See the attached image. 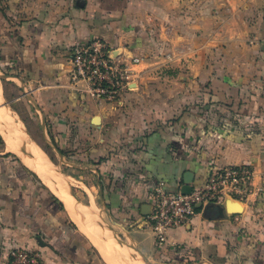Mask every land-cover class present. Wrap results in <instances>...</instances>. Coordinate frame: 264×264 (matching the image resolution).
<instances>
[{
  "label": "crops",
  "instance_id": "crops-1",
  "mask_svg": "<svg viewBox=\"0 0 264 264\" xmlns=\"http://www.w3.org/2000/svg\"><path fill=\"white\" fill-rule=\"evenodd\" d=\"M93 36L121 57L141 58L117 103L70 82L71 47ZM6 70L33 91V129L76 171L53 161L2 86L0 108L94 191L82 179L93 174L101 205L150 264H264V0H0ZM244 163L255 167L254 192L230 201L239 212L210 204L156 244L141 210L159 182L168 191L197 187L215 165ZM33 169L0 132V264L14 245L39 250L44 264H100L64 200Z\"/></svg>",
  "mask_w": 264,
  "mask_h": 264
},
{
  "label": "built area",
  "instance_id": "built-area-1",
  "mask_svg": "<svg viewBox=\"0 0 264 264\" xmlns=\"http://www.w3.org/2000/svg\"><path fill=\"white\" fill-rule=\"evenodd\" d=\"M115 48L100 36L78 42L71 47L70 82L97 101L117 103L125 91L132 89L138 76V56L121 57ZM255 167L250 163L215 165L204 184L183 193L181 185L168 191L159 182L150 193L151 211L145 226L154 233L156 244L167 243L168 231L191 223L198 210L210 204L224 206L228 200L242 202L254 192ZM7 264H44L39 250L14 245L8 250Z\"/></svg>",
  "mask_w": 264,
  "mask_h": 264
},
{
  "label": "bare ground",
  "instance_id": "bare-ground-1",
  "mask_svg": "<svg viewBox=\"0 0 264 264\" xmlns=\"http://www.w3.org/2000/svg\"><path fill=\"white\" fill-rule=\"evenodd\" d=\"M12 118L6 108L0 110V129L4 134V138H6L7 148L14 152L22 153L21 158L30 167L39 172L49 185L54 188L64 200L72 219L82 232L90 238L104 261L107 264H146L142 256L129 246L124 245L127 248L124 251L123 244L117 240L115 233L109 230L108 224L104 221L103 212H97L94 199L92 200L90 197V204L87 205L77 197L74 198L75 189L77 187L83 188V182L75 181L71 176L66 175L61 170L59 171L57 165L50 160L48 155L39 149H37L36 154L33 152L32 154L28 153L33 149L30 143L33 140L28 141L26 139V134L24 136L23 131L14 123ZM231 206L238 208L237 205L236 207L235 205ZM127 242H130V239L127 238Z\"/></svg>",
  "mask_w": 264,
  "mask_h": 264
},
{
  "label": "rangeland",
  "instance_id": "rangeland-1",
  "mask_svg": "<svg viewBox=\"0 0 264 264\" xmlns=\"http://www.w3.org/2000/svg\"><path fill=\"white\" fill-rule=\"evenodd\" d=\"M158 71H160V70H158ZM4 72L11 73V74L19 76L18 74H16L13 71L10 72L9 70H6ZM163 73L164 72H160L159 75H163ZM1 86L3 87L2 88L3 93H4L5 97H7V100L9 101V103H11V105L13 107H15V109L18 111V113L20 115H22L26 119L28 124L30 125V129L32 131V135L41 143V145H43V147L46 149L47 153L52 157L54 162H58V163L62 164L61 157H60L59 153L53 148V146L50 143L45 141L44 134L41 133V132L35 131V129H33V126H31L32 123H33L32 119H34L37 124H40V121H39L38 116H37V115H39V113H38L39 111L38 112H37V110L34 111V109H35V104H34L35 100H33L34 97H33V91H31V88L25 83L24 80L20 79V77L14 78V79L13 78H2L0 80V90H1ZM1 101H2V98H1V92H0V103H1ZM3 109H5V107H1L0 108V110H3ZM31 113H32V116H31ZM14 115L19 118V116L17 114H14ZM16 125L23 131L24 136L26 134V136H25L26 139L28 141H31V139H29V135H28L25 127L23 126V124L19 123V124H16ZM0 132L3 134L1 129H0ZM33 142L32 141L30 142L32 147H33V149H32L31 152H28V153L32 154V152H33V153L36 154L37 153V149H39L40 151L44 152V150L41 147H39L37 144H35V142L34 143ZM67 151H69V153H70L72 150H67ZM16 153L18 155H20V156L22 154L20 152H16ZM70 155H74V154H70ZM79 160H81V159H79ZM57 167H58V169L60 171L61 170L60 166L57 165ZM62 168H63L64 171H68V170L72 171V172L76 171V169H74L72 167V165L66 166L65 164H62ZM66 175H68V174H66ZM72 178H74L73 180L78 181V180L75 179V177H72ZM82 179H86L89 182V184H91L94 187V191L86 183L84 184L81 181H78V182H81L84 185H83V188L82 187L81 188L77 187L75 189L74 198H76V195H77L79 200L81 202L87 203V205L90 204V199L91 198H92V200L94 199V202L96 204V209L98 210L97 212H99V211L103 212L104 221H106V223L109 226L113 227L117 232H119L121 234L120 235L121 238H123L125 240H127V238H128L131 241V238H129L127 236V233L123 230V228L121 226H118V224L116 223V221L114 220L113 217L111 218L110 216H108L107 212L105 211V207L103 205H101L100 194H99L98 189L96 187L97 186L96 182H95L96 180H95V177L93 176V174L92 173H86V175H82ZM111 235H114V234H111ZM122 247H123L124 251L127 250V248L124 245ZM94 255H95L94 257L96 258V260L100 264H107L103 260L102 256L98 252V250L94 251Z\"/></svg>",
  "mask_w": 264,
  "mask_h": 264
},
{
  "label": "water",
  "instance_id": "water-1",
  "mask_svg": "<svg viewBox=\"0 0 264 264\" xmlns=\"http://www.w3.org/2000/svg\"><path fill=\"white\" fill-rule=\"evenodd\" d=\"M2 78H13V79H14V78H18V76H17V75H14V74H11V73H7V72H1V73H0V79H2ZM93 121H94L95 123H97V122L99 121V117H98V116L94 117ZM46 138H47V140H48V137H47V136H46ZM48 142L50 143L49 140H48ZM51 145H52L53 148L59 153V155H60V157H61V162H64L63 154L61 153V151L58 150V149L55 147L54 144H51ZM99 184H100V183H99ZM192 188H193V186H192L191 184L187 183V184H184V185L181 187V191H182L183 193H189V192H191ZM229 203H230V200H228V201L226 202V204L223 206V208H224L225 211L230 212V213H237V212H239V211H234V210H232V209L230 208ZM105 210H106L108 216H110V213L108 212V210H107L106 208H105ZM141 211H142V213H143L145 216H147V215L150 213V211H151V205L143 206ZM116 223H117V222H116ZM117 224H118V223H117ZM118 225H119V224H118ZM119 226H120V225H119ZM108 228H109L110 230H112V231L115 233L117 240H118L121 244H123V245H127V246H129L130 248L134 249L136 252H138V253L142 256V258H143V260H144V262H145L146 264H150V260H149V258H148L145 254H143V252L139 249L138 246H136L132 241L127 242V240L121 238V236H120L121 234H120L119 232H117L113 227H111V226L108 225ZM129 235H130V234L127 233V236H128V237H129Z\"/></svg>",
  "mask_w": 264,
  "mask_h": 264
}]
</instances>
